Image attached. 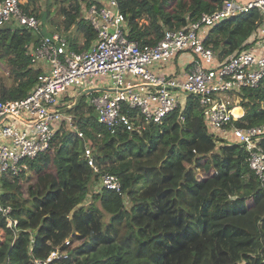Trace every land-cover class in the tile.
Segmentation results:
<instances>
[{
    "label": "trees",
    "instance_id": "obj_1",
    "mask_svg": "<svg viewBox=\"0 0 264 264\" xmlns=\"http://www.w3.org/2000/svg\"><path fill=\"white\" fill-rule=\"evenodd\" d=\"M85 1L45 0L42 7L41 0H20V5L39 18L43 33L65 31L69 48L82 50L95 39L83 14ZM117 2L126 36L154 44L164 29L183 26L222 0ZM53 4L56 20L49 13ZM258 20L256 9L230 16L204 42L220 56L246 48ZM38 37L20 25L0 26V57L11 77L7 85L0 82L1 100L22 98L34 85L40 69L31 64L27 45ZM177 54L193 55L179 51L164 66H176ZM96 92L80 94L65 108L82 137L64 121L49 148L27 162L34 174L0 175V201L17 218L13 231L0 214V264H35L52 249L62 257L50 264H264V183L250 169L243 144L209 130L194 94L143 130L99 122L88 101ZM237 94L243 115L233 124L264 123V78ZM85 143L97 171L83 155ZM259 144L264 149V137ZM141 158L146 165L137 161ZM153 158L156 163L148 165ZM102 172L118 177L120 192L98 186ZM22 177L32 181L28 203Z\"/></svg>",
    "mask_w": 264,
    "mask_h": 264
},
{
    "label": "built area",
    "instance_id": "obj_2",
    "mask_svg": "<svg viewBox=\"0 0 264 264\" xmlns=\"http://www.w3.org/2000/svg\"><path fill=\"white\" fill-rule=\"evenodd\" d=\"M251 9L258 11L259 20L245 42L249 43L246 48L220 56L205 44L209 32L223 19ZM82 10L95 31V39L88 48L74 50L63 33H43L39 18L28 14L20 0H0V26L16 24L39 35L27 47L31 64L40 68L24 97L0 99V175L18 177L24 173L27 162L49 148L64 121L67 129L82 137L72 116L61 110L59 102L65 95L72 97L71 89L96 86L90 79L107 75L110 88L88 97L99 122L111 128L145 130L146 124L161 123L168 113L183 107L188 95L194 94L209 130L223 138L225 132H231L234 141L243 144L250 169L264 183V149L259 144L264 137V123L238 127L232 122L243 115L237 92L243 87L258 86L264 78V0H222L215 10L202 12L178 28L164 29L154 44H141L126 36V20L117 0H86ZM182 50L193 54L183 68L172 74H158L152 69ZM83 155L97 171L89 144L85 143ZM98 184L121 191L120 180L109 172L100 174ZM0 214L5 225L15 231L17 218L11 206L0 201ZM60 257L52 249L46 258L35 259L34 263L50 264Z\"/></svg>",
    "mask_w": 264,
    "mask_h": 264
},
{
    "label": "rangeland",
    "instance_id": "obj_3",
    "mask_svg": "<svg viewBox=\"0 0 264 264\" xmlns=\"http://www.w3.org/2000/svg\"><path fill=\"white\" fill-rule=\"evenodd\" d=\"M55 3H59L60 0H53ZM41 3H42V7H46V3H45V0H41ZM50 17H52L54 20L58 19V13H57V10H56V4H53L51 7H50ZM59 32L63 33L64 35H66V32L65 31H62V30H59ZM79 36V35H78ZM79 40L82 41V37L79 36ZM179 54V53H178ZM177 54V55H178ZM188 54V53H187ZM187 54H180L178 55V57L176 58V61L178 62V64H184L186 63V60H187ZM175 57V56H174ZM173 57V58H174ZM172 58V59H173ZM171 59V60H172ZM158 64V63H157ZM160 66H158L159 69H166V70H169L170 67H167V66H164L162 65L161 63L159 64ZM173 68V67H172ZM153 69V68H152ZM160 73H162L161 71H158ZM157 73V72H156ZM159 74V73H158ZM107 75H97L93 78H91L90 80L93 81V82H97L99 83L100 85L102 83H105L107 84ZM3 82L4 84H8L10 83L11 81V77H10V71H9V67L7 66V63L6 61L0 57V82ZM104 84V85H105ZM96 93H99V91H97ZM225 97H228L229 95H227L226 93L223 94ZM225 135V138L227 139H230V140H235V137L233 136V134L231 132H225L224 133ZM137 161H141L143 165H146L145 162H147L146 159H138ZM157 161V158H153L149 161L148 165L151 164V165H154ZM135 166H138V165H135ZM33 171V169H32ZM25 175L27 174H34V172H31L30 169H27L25 172H24ZM21 185H22V190H23V193H24V199H27L26 203H28L29 201V196L31 195V193L29 192V189L27 188V185L29 183H32L31 180H26L24 177H22L21 181H20ZM108 215H105V219H107Z\"/></svg>",
    "mask_w": 264,
    "mask_h": 264
},
{
    "label": "crops",
    "instance_id": "obj_4",
    "mask_svg": "<svg viewBox=\"0 0 264 264\" xmlns=\"http://www.w3.org/2000/svg\"><path fill=\"white\" fill-rule=\"evenodd\" d=\"M190 58H191V55L187 56L186 63H184V64H178V62H177L176 66H174L175 64L172 62L171 64L167 65V67H170L169 70L159 69L158 66L157 67L154 66L153 67V70L155 72L159 73V74H163V73L164 74H172V73L178 71L180 68H183L187 64V62H189ZM40 66H41V63H40ZM158 71H161L162 73H160ZM94 83L95 84H93V83L92 84L93 85H96V86H92V87H97V88L96 89H93V90H91L92 87H86V85H82L80 87L71 89L72 93H69V94L72 95V97L71 96H68V95H65L62 98V100L59 102V106H60L61 110L66 113L65 108L68 107L70 103H72L73 101H75L78 98V96L80 94H82V93H88L89 94V93L94 92V91H99L100 92L101 90H103V88H110L109 87L110 84H108V83L107 84L102 83L101 85L99 83H97V82H94ZM88 89H90V90L88 91Z\"/></svg>",
    "mask_w": 264,
    "mask_h": 264
},
{
    "label": "water",
    "instance_id": "obj_5",
    "mask_svg": "<svg viewBox=\"0 0 264 264\" xmlns=\"http://www.w3.org/2000/svg\"><path fill=\"white\" fill-rule=\"evenodd\" d=\"M90 89H88V91H89ZM91 90H93V89H91Z\"/></svg>",
    "mask_w": 264,
    "mask_h": 264
}]
</instances>
